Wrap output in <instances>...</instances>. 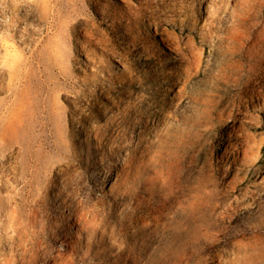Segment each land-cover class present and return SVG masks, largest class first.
<instances>
[{
	"label": "rangeland",
	"instance_id": "obj_1",
	"mask_svg": "<svg viewBox=\"0 0 264 264\" xmlns=\"http://www.w3.org/2000/svg\"><path fill=\"white\" fill-rule=\"evenodd\" d=\"M0 242V264H264V0H0Z\"/></svg>",
	"mask_w": 264,
	"mask_h": 264
},
{
	"label": "bare ground",
	"instance_id": "obj_2",
	"mask_svg": "<svg viewBox=\"0 0 264 264\" xmlns=\"http://www.w3.org/2000/svg\"><path fill=\"white\" fill-rule=\"evenodd\" d=\"M124 1V0H123ZM130 1V0H129ZM127 2V1H126ZM155 2V1H154ZM132 3V2H131ZM132 5V4H131ZM138 5V4H137ZM148 5H149V3H148ZM136 6V5H135ZM183 6V5H182ZM101 7H102V5H101ZM129 7V6H128ZM180 7H181V5H180ZM104 8V7H103ZM134 8V7H133ZM136 8V7H135ZM134 8V9H135ZM139 9V8H138ZM100 11V10H99ZM132 11V10H131ZM142 13V12H141ZM137 14V13H136ZM140 14V13H139ZM103 15V14H102ZM118 15V14H117ZM102 17V16H101ZM103 17H104V15H103ZM105 19V18H104ZM106 20V19H105ZM109 20V19H108ZM111 20V19H110ZM114 20H116V17H114ZM85 22V21H84ZM122 22V21H121ZM82 24V23H81ZM86 24V23H85ZM91 24H92V22H91ZM84 25V24H83ZM93 25V24H92ZM114 26H115V23H114ZM82 27V26H81ZM92 27V26H91ZM96 27H98V26H96ZM120 27V26H119ZM122 27V26H121ZM89 28V27H88ZM80 29V28H79ZM83 29V28H82ZM81 29V30H82ZM97 29V28H96ZM87 30V29H86ZM90 30V29H89ZM117 30H120V29H117ZM117 30H115V32L117 31ZM99 31V30H98ZM121 32V31H120ZM80 33V32H79ZM83 33V32H82ZM81 33V34H82ZM92 35L94 34V31H92V32H90ZM128 33V32H127ZM167 33H169V37H170V40L173 42V43H175L176 45H178L179 43H181V41H183V40H181V36H179L177 33H174V32H167ZM166 33V34H167ZM86 34V33H85ZM89 34V33H88ZM90 34V35H91ZM114 34V33H113ZM121 34V33H120ZM129 34V33H128ZM89 35V36H90ZM102 35V34H101ZM116 35H118V34H116ZM94 36V35H93ZM103 36V35H102ZM115 36V35H114ZM83 37V36H82ZM92 37V36H91ZM95 37V36H94ZM128 37V36H127ZM131 37V36H130ZM97 38V37H96ZM103 38V37H102ZM89 39V38H88ZM98 39V38H97ZM101 39V38H100ZM105 39V38H104ZM118 39V38H117ZM182 39H184V37L182 38ZM92 40V39H91ZM96 40V39H95ZM131 40V39H130ZM86 43H87V41H85ZM106 42V41H105ZM184 42V41H183ZM112 43V42H111ZM172 43V44H173ZM184 43H188V45H190L193 49H195L196 50V52L195 53H197L196 55H197V59H196V61H197V63L195 64L196 66H195V69L197 70L198 69V67H199V65L201 64V59H202V54H203V52H202V49L201 48H199L197 45H196V42H195V40L193 39V37H191V36H186L185 37V42ZM185 44V45H186ZM174 45V44H173ZM84 46V45H83ZM104 46V45H103ZM110 46V45H109ZM107 47V46H106ZM101 48V47H100ZM109 49L110 48H108V51H109ZM111 50V49H110ZM113 50V49H112ZM111 50V51H112ZM106 51H107V49H106ZM107 51V52H108ZM87 53H88V51H86ZM114 53V52H113ZM112 53V54H113ZM118 53V52H117ZM107 54V53H106ZM109 54H110V52H109ZM116 54V53H115ZM88 56V55H87ZM115 56V55H114ZM91 57V56H90ZM122 58H123V56H122ZM124 60V59H123ZM97 62V61H96ZM95 62V63H96ZM96 65V64H95ZM97 65H98V62H97ZM100 66V65H99ZM99 68V67H98ZM98 70V69H97ZM103 77V76H102ZM101 77V78H102ZM108 77V76H107ZM106 78V77H105ZM232 129H234V127H232ZM58 130H60V128H58ZM254 142H255V144H256V150H255V153H254V156H253V160H256L257 159V157H258V155H259V152H260V146H261V143H262V139H259V140H257V139H254ZM0 244H1V242H0Z\"/></svg>",
	"mask_w": 264,
	"mask_h": 264
}]
</instances>
